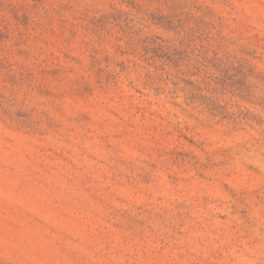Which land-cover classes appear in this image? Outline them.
I'll list each match as a JSON object with an SVG mask.
<instances>
[{
  "label": "rangeland",
  "instance_id": "rangeland-1",
  "mask_svg": "<svg viewBox=\"0 0 264 264\" xmlns=\"http://www.w3.org/2000/svg\"><path fill=\"white\" fill-rule=\"evenodd\" d=\"M0 264H264V0H0Z\"/></svg>",
  "mask_w": 264,
  "mask_h": 264
}]
</instances>
